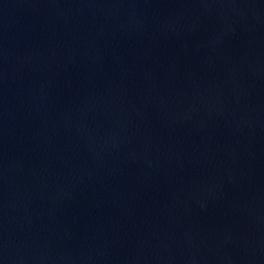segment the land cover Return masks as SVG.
<instances>
[{"label": "water", "instance_id": "1", "mask_svg": "<svg viewBox=\"0 0 264 264\" xmlns=\"http://www.w3.org/2000/svg\"><path fill=\"white\" fill-rule=\"evenodd\" d=\"M0 264H264V0H0Z\"/></svg>", "mask_w": 264, "mask_h": 264}]
</instances>
